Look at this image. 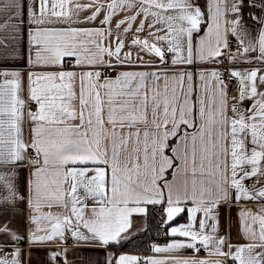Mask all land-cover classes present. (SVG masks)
<instances>
[{
	"label": "snow or ice",
	"instance_id": "1",
	"mask_svg": "<svg viewBox=\"0 0 264 264\" xmlns=\"http://www.w3.org/2000/svg\"><path fill=\"white\" fill-rule=\"evenodd\" d=\"M69 239L264 264V0H0V264Z\"/></svg>",
	"mask_w": 264,
	"mask_h": 264
},
{
	"label": "crops",
	"instance_id": "2",
	"mask_svg": "<svg viewBox=\"0 0 264 264\" xmlns=\"http://www.w3.org/2000/svg\"><path fill=\"white\" fill-rule=\"evenodd\" d=\"M83 2V0H82ZM251 206V205H250ZM222 222L227 226L228 220H229V210L227 207L223 208L222 210ZM238 212L237 207H233L231 209V218L235 225V221L237 219L236 213ZM143 227V221L142 218L138 215H133L132 217V227L131 231L135 232L137 229H140ZM160 240V239H159ZM158 242V240L154 241ZM165 240L162 238V241L158 243H164ZM57 244H60L62 242L57 241ZM67 246L72 249L68 252V259L74 261V264H101V262L104 259L105 255V249L97 246L93 243H82L77 245L73 240L69 239L67 242ZM107 251H121L118 248H108ZM123 252H130V253H139L140 255H151V252H131V251H123ZM185 255L187 253H184ZM201 255H204L203 252H201Z\"/></svg>",
	"mask_w": 264,
	"mask_h": 264
},
{
	"label": "trees",
	"instance_id": "3",
	"mask_svg": "<svg viewBox=\"0 0 264 264\" xmlns=\"http://www.w3.org/2000/svg\"><path fill=\"white\" fill-rule=\"evenodd\" d=\"M151 237V239H149ZM163 238V229L158 233L155 227H152L151 231L142 232L135 237L134 241L125 243L123 247L118 248L121 251H131V252H143L146 253L147 246L151 242Z\"/></svg>",
	"mask_w": 264,
	"mask_h": 264
},
{
	"label": "built area",
	"instance_id": "4",
	"mask_svg": "<svg viewBox=\"0 0 264 264\" xmlns=\"http://www.w3.org/2000/svg\"><path fill=\"white\" fill-rule=\"evenodd\" d=\"M162 241V239L158 240V242Z\"/></svg>",
	"mask_w": 264,
	"mask_h": 264
}]
</instances>
